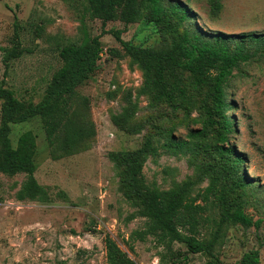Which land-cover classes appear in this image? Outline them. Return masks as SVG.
Returning a JSON list of instances; mask_svg holds the SVG:
<instances>
[{
  "label": "rangeland",
  "instance_id": "rangeland-1",
  "mask_svg": "<svg viewBox=\"0 0 264 264\" xmlns=\"http://www.w3.org/2000/svg\"><path fill=\"white\" fill-rule=\"evenodd\" d=\"M178 1L192 11L190 22L205 37L217 32L264 33V0ZM144 6L143 0H135L137 22L124 21L121 5L119 17L103 23L89 0H0V86L19 100H42L61 67L60 50L80 43L84 32L89 37L101 35L103 48L99 69L69 99L66 122L52 145L39 117L11 127L12 147L26 131L36 136L34 176L47 197L19 200L26 176L0 173V264H105L106 234L137 264L208 261L206 255L189 254L175 242L168 247L152 235L137 239L148 222L139 215L138 204L124 195L122 168L109 154L138 150L147 138L160 155L144 163L146 183L158 190L185 186L190 198H196L201 207L195 214L199 237L214 239V264H238L252 250H258V264H264V60L235 69L225 88L233 129L225 146L243 157L238 174L249 182L237 188V174L227 173L215 149L217 127L206 123L208 88L198 90L196 101L186 109L152 101L142 93L144 72L111 34H102L120 30L121 39L130 45L171 50L184 27L172 19L177 32L162 33L160 28L165 27L149 22ZM176 72L189 86L190 76ZM2 104L0 100V123ZM199 130L201 136L188 137L189 131ZM171 139L187 145L181 150L169 148ZM213 184L216 193L201 201ZM238 208L253 222L261 220L258 227L222 220L224 213Z\"/></svg>",
  "mask_w": 264,
  "mask_h": 264
},
{
  "label": "trees",
  "instance_id": "trees-1",
  "mask_svg": "<svg viewBox=\"0 0 264 264\" xmlns=\"http://www.w3.org/2000/svg\"><path fill=\"white\" fill-rule=\"evenodd\" d=\"M143 0L148 11L149 22L167 32H177L172 28L175 19L183 26L182 34L171 50H154L148 47H136L121 39L122 31L110 30L114 39L121 45L131 62L144 72L142 93L154 102H164L169 107H186L195 100L198 90L208 88V106L205 108L207 125L216 126L215 149L224 162L227 173L235 177L237 188L249 186L246 178L239 175L240 164L244 161L237 152L225 146L232 133V122L227 115L231 108L226 98V85L233 71L242 64L264 60V33L248 32L225 34L217 32L205 37V33L191 24L192 11L178 0ZM99 10L103 23L117 19V9L123 5L120 16L126 23L140 20L134 9L135 0H89ZM219 8V5H215ZM100 36L89 37L86 32L80 43L64 46L60 52L61 67L53 74L42 100L38 103L26 102L15 97L12 90L0 86L2 100L0 123V173L14 176L24 174L26 179L18 193L21 201H44L46 191L34 176L36 171V136L32 131L22 133L15 147L10 142L11 127L24 123L33 117H39L49 145L66 122V106L74 95L75 89L90 79L99 69L103 51ZM13 55H18L15 51ZM11 56V57H14ZM190 76V87L186 86L179 73ZM205 101V100H204ZM113 122L119 125L118 118ZM202 131H189L188 137L201 136ZM187 145L184 141L171 139L167 147L181 150ZM159 148L152 139L147 138L135 151H122L109 154V159L122 168V190L124 195L135 201L140 207L139 215L148 222L146 230L137 234V239L144 241L152 235L160 244L171 246L174 242L181 244L189 254H203L209 259L204 264H214V239L199 237V222L195 214L201 207L195 204L196 198H190L185 186L167 190H158L148 185L142 174V168L148 157L157 158ZM208 193L215 194V185L205 190L201 201L208 199ZM219 202H225L223 193ZM222 220L241 223L244 226H256L261 220L253 222L241 209L224 213ZM105 264H137L118 244L106 234L103 238ZM80 253V252H79ZM259 252L252 250L243 255L238 264H258Z\"/></svg>",
  "mask_w": 264,
  "mask_h": 264
}]
</instances>
